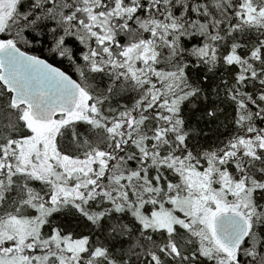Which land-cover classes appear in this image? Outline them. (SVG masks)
<instances>
[{"label": "snow or ice", "instance_id": "6c2138e0", "mask_svg": "<svg viewBox=\"0 0 264 264\" xmlns=\"http://www.w3.org/2000/svg\"><path fill=\"white\" fill-rule=\"evenodd\" d=\"M0 264H264V0H0Z\"/></svg>", "mask_w": 264, "mask_h": 264}]
</instances>
